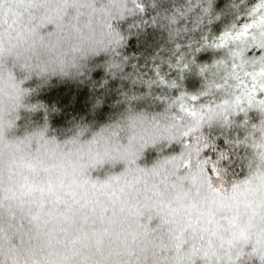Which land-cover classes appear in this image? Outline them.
<instances>
[{"label": "trees", "instance_id": "trees-1", "mask_svg": "<svg viewBox=\"0 0 264 264\" xmlns=\"http://www.w3.org/2000/svg\"><path fill=\"white\" fill-rule=\"evenodd\" d=\"M263 1L0 0V264H264Z\"/></svg>", "mask_w": 264, "mask_h": 264}, {"label": "rangeland", "instance_id": "rangeland-1", "mask_svg": "<svg viewBox=\"0 0 264 264\" xmlns=\"http://www.w3.org/2000/svg\"><path fill=\"white\" fill-rule=\"evenodd\" d=\"M261 16V20L257 21L258 23L252 29L250 36H245L243 39L230 42L232 45L231 47H233L232 53L234 52L235 54L236 52V54H241L244 52L245 54L249 55V57L254 61H258L257 64H254L255 66L250 67L257 68V71H261L264 69V12L261 14ZM215 66L214 68H207L209 72L215 75L224 74L223 72H225V70L226 72H228L229 70V68H223L225 67L224 65H222V68L221 66Z\"/></svg>", "mask_w": 264, "mask_h": 264}]
</instances>
